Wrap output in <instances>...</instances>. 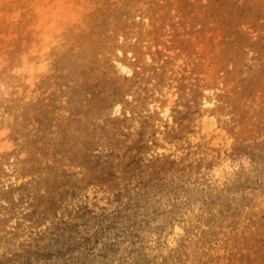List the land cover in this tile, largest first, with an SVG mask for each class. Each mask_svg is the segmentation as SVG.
Segmentation results:
<instances>
[{
	"label": "rangeland",
	"instance_id": "1",
	"mask_svg": "<svg viewBox=\"0 0 264 264\" xmlns=\"http://www.w3.org/2000/svg\"><path fill=\"white\" fill-rule=\"evenodd\" d=\"M0 264H264V0H0Z\"/></svg>",
	"mask_w": 264,
	"mask_h": 264
},
{
	"label": "bare ground",
	"instance_id": "2",
	"mask_svg": "<svg viewBox=\"0 0 264 264\" xmlns=\"http://www.w3.org/2000/svg\"><path fill=\"white\" fill-rule=\"evenodd\" d=\"M82 14V13H81ZM139 16V14H136ZM72 19L67 20V22H71ZM130 21V15L125 14L124 17L122 18L123 24L126 22ZM72 38V36H70ZM119 52H122V50L119 49ZM117 66L123 73H130L132 69L127 65L126 61L123 59H117ZM214 104L212 100L208 99L207 97H204L203 102H202V115L204 118V123H203V131L208 135L212 136L213 134L218 133V129L215 124V120L213 119V116H211L212 111H208V108ZM119 109V106L117 107ZM156 121L155 124L157 125L158 129V137L162 141L164 139H174L176 136L180 133H178L173 126L170 127L168 130V124L171 123L173 120L172 113H170L169 109L166 107L164 109L156 111ZM231 161V159H230ZM226 164L229 166V161H226ZM230 167H226L227 171L226 173L230 174Z\"/></svg>",
	"mask_w": 264,
	"mask_h": 264
}]
</instances>
